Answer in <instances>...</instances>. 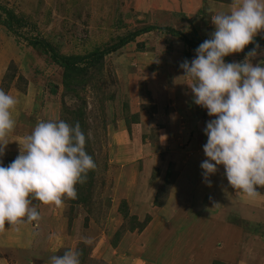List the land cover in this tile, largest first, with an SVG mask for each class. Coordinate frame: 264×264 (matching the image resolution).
Masks as SVG:
<instances>
[{"label": "rangeland", "instance_id": "374dc122", "mask_svg": "<svg viewBox=\"0 0 264 264\" xmlns=\"http://www.w3.org/2000/svg\"><path fill=\"white\" fill-rule=\"evenodd\" d=\"M154 1L0 0L24 23L22 27L16 25L18 33L0 23V89L18 100L12 110L15 129L8 136L10 142L0 162L6 167L19 155V142L22 144L41 120L62 116L69 122L85 120L90 123L88 135L93 138L98 134L91 155L97 160V168L92 171L96 183L86 197L82 196L88 204H81L78 197L74 202L65 200L64 206L55 210L34 202L39 212L50 217L54 229H49L52 244L40 247L51 252L40 254L45 260L69 248H87L84 264H210L214 259L230 264H264V190L257 189L260 195L247 201L242 193L233 195L235 189L215 174L212 181L218 180L222 188L206 202L195 206L193 201L190 211L183 208L188 201L181 203L179 199L184 192H176L173 187H177L174 183L182 169L188 177L183 184L197 179L192 168L196 163L201 165L202 160L196 156L200 157V151L205 156L203 146L207 142L200 145V132L206 120L214 119L199 112L200 106L195 103L192 108L196 113L187 114V109L191 111L189 99H194L180 78L179 70L183 69L179 65L196 56L195 50L191 53L190 47L172 34L158 30L142 33L107 54L100 65L91 67L84 76L85 84L74 81L75 90H66L63 69L43 49L29 43V38L42 36L62 54L106 48L129 31L148 24L165 26L162 21L178 7L162 5L166 14L158 16L154 4H161ZM193 6L189 11L194 13L197 10ZM206 7L201 15L189 13L193 22L178 20L175 29L188 35L197 33L201 42L209 39L215 28L210 12H227L231 6ZM5 17L0 8V20ZM253 48L245 47L243 52L224 59L243 62ZM257 53L252 59L254 65L264 61V45ZM135 115L140 122H133ZM220 167L225 173L223 165ZM199 169V178H203V169ZM166 176L174 180L169 189V195L174 196H168L164 206H155L154 197L164 188ZM83 187L90 184L86 182ZM230 212L240 223L228 221ZM147 215L150 222L139 229L136 219L145 220ZM157 215L159 219L152 227ZM40 223L41 228L48 227L42 220ZM144 232L146 238L153 237V243L147 239L142 249L136 244L142 241ZM82 237H91L94 243L85 246ZM164 242L172 248L167 254L173 253L172 259H165V252L161 257L155 252L163 249ZM9 245L7 241L3 250L8 248L10 254L33 251Z\"/></svg>", "mask_w": 264, "mask_h": 264}, {"label": "clouds", "instance_id": "9594fccd", "mask_svg": "<svg viewBox=\"0 0 264 264\" xmlns=\"http://www.w3.org/2000/svg\"><path fill=\"white\" fill-rule=\"evenodd\" d=\"M215 26L211 37L196 49V56L180 63L184 83L194 103L207 109L210 117L203 130L202 176L223 165L229 185L253 199L264 187V61L253 64L257 44L243 62H226L225 57L243 52L264 32V0H232L227 12L211 14ZM18 100L0 89V157L15 129L12 110ZM19 142V141H18ZM19 155L8 166L0 162V233L6 223L15 231L42 219L34 202L62 208L65 200L78 198L76 185L87 182L97 164L86 152V136L80 123L63 119L38 121L24 137ZM85 246L94 243L82 237ZM82 250L69 248L50 258V264H81Z\"/></svg>", "mask_w": 264, "mask_h": 264}, {"label": "crops", "instance_id": "0c3cea01", "mask_svg": "<svg viewBox=\"0 0 264 264\" xmlns=\"http://www.w3.org/2000/svg\"><path fill=\"white\" fill-rule=\"evenodd\" d=\"M154 2H157V1L155 0ZM157 3L161 4L160 6H156V4H154L155 9L157 10L158 16L161 13L166 14L163 11L164 9L162 10V7H161L162 5H164V6L168 5L170 7H173V6L178 7V9H176L175 11L173 10L172 14L170 13L171 17L166 18V19H164V21H162L163 25L171 26L174 28H176L175 25L177 24L178 20L192 21L193 22L194 20H193V18H190L189 15H191V14H189V13L195 14L196 12H199V15H201L205 9L207 10L209 8L206 6L215 5V4L216 5L229 4L232 7V0H166V1L159 0ZM192 4L195 5V6H193L194 10H197L194 13L189 11V7L192 8L191 7ZM185 5H187V6H185ZM181 7H183V8L181 9ZM212 11H213V13H217L214 10H212ZM168 12H169V9L167 10V14H168ZM209 15L211 16V12ZM178 16H179V19H178ZM162 18H164V17H162ZM200 19L202 21V18H200ZM157 25H160V24H157ZM155 31H157V30H155ZM263 33L264 32H261V34H263ZM195 34H197V33H195ZM195 34H193V35L190 34L189 36H194ZM165 35H168V34L166 33ZM188 47H190V46L188 45ZM189 51H191V53H193L194 49L190 47ZM194 57L195 56H191L189 60L191 61ZM179 72L183 75V70L182 71L179 70ZM180 78L182 79V81H186L185 77H180ZM168 79L171 80L172 77H168ZM174 79H176V78H174ZM186 86H187V84H186ZM187 92L192 94L191 89L188 86H187ZM193 101L194 100L189 99L188 104H190L189 106L191 107V111H188L189 109H187V114H188V112L196 113V111H194V109L192 108V103H194ZM199 112H202V114H204V116L209 117L207 114V109L202 108L201 106L199 108ZM211 118L215 119V117H211ZM209 120L210 119H208L204 122V126L202 127V132H200V133H202V135L200 134V136H201V144L200 145H203L204 140L207 141V136H205V133L203 130L205 129L206 124ZM200 153H203V152L200 151ZM200 153H199L200 157L196 156V158H200L202 161H204L205 158L207 159V157L201 156ZM197 165H198V163H196L195 167L192 168L194 171V174H195V175L194 174L193 175L196 176L197 179L195 178L194 181L191 180L192 182L186 181V182H188L187 186L184 185L186 182L184 184H183V182L188 177L185 176V174H184L185 172H183L184 169H182L181 175L179 176V178L174 183V185H177V187L173 186L174 188L177 189L176 192H184V195L181 194L180 197L179 196L178 197L181 200V203H183V201H185V200L188 201L186 206L183 205V208H186L190 211H192V208H193V206L191 207L193 201H194L195 206H197L199 203H202V201L206 202L207 199L209 200L210 198H212V196L214 195V192H217L216 190H220L222 188V186L219 184L218 180L212 181L215 174H220L222 179H224V181L226 182V185L227 184L229 185L225 173L221 172V167H220L221 165H219L218 171L208 178L211 181L210 185L207 182H205L204 177L199 178L198 172H201V169H199L200 166H197ZM186 172L188 173L189 170H186ZM256 188L264 190V187L256 186ZM170 189H171V187H170ZM235 193H236V191H234L233 195H235ZM168 196H169V198H173L174 195H172V196L168 195ZM240 196H242V194ZM196 198H199V200L198 201L194 200ZM167 199L165 201V204L167 203ZM244 199L247 201L253 200V199H250L246 196ZM178 203L179 202H177L178 207H176V208L180 209L182 206H179ZM220 206L222 207V205H220ZM55 210H57V208ZM39 213L42 216L41 220L47 224V226H48L47 228H41L40 222L38 225H36V223L33 222L32 224H24V225L20 226V231L17 232L14 229L10 228V225H8L6 223L5 231L3 233H0V264H50V258L52 256H47L46 257L47 260H45V258L40 256V254L41 253L50 254L51 252L48 250L44 251V249L40 248V247L41 246H49L50 244H52L51 236L49 237V232H50L49 229L52 230V232L54 229L52 228V226L50 224V220H49L50 217L44 216V213L42 211ZM56 215L57 214H52L51 217H56ZM157 219H159L158 215L156 216L154 223L152 222L153 223L152 227L154 226ZM187 222L188 221H186L185 223H187ZM30 225H31V227H29ZM150 229H151V224H150ZM32 230H34V231H32ZM145 232H144L143 236H141L144 245L141 246L142 241L141 242L138 241V243L136 244V247L139 246V247H142V249H143V247L146 245L145 241L147 239H148L149 243H151V244L153 243L152 242L153 237L149 236L146 238ZM157 234L158 233H155V236ZM34 239H35V241H34ZM37 239H38V242H36ZM7 241L10 242L9 246H19L20 248L17 250H20L21 247H24L27 250V252H29L30 250H33V251H30V254L29 253L27 254L26 252L23 254H19V251H17L16 253L10 254L7 246H6L7 249L3 250L5 248L4 245H5V243H7ZM148 248H151V247H148ZM148 248H146V249H148ZM38 254H39V257L37 256ZM51 255H53V254H51ZM145 264H146V262H145Z\"/></svg>", "mask_w": 264, "mask_h": 264}, {"label": "trees", "instance_id": "16d2710c", "mask_svg": "<svg viewBox=\"0 0 264 264\" xmlns=\"http://www.w3.org/2000/svg\"><path fill=\"white\" fill-rule=\"evenodd\" d=\"M0 8L3 10L4 13H6V17L1 19L0 23L3 24L8 30H10L14 33H18V30L16 29V25H17V27H22L24 25L23 21L17 15H15L14 12L12 10H10L9 8H6L5 6H3L1 4H0ZM154 30L162 31V32L167 33V34H172L173 36L180 38L182 41L185 42V44L189 45L194 50L202 43L200 37L197 34H195L194 36H189V35L181 32L180 30L175 29L174 27L157 26L154 24H148L147 26H144L140 29H137L134 31H129V32H127V34L119 36L118 40L115 41L110 46H107L106 48H103V49L96 48L93 51H90L86 54H62V53L58 52V50L54 47V45L49 40H47L46 38H44L42 36H36L34 38L33 37L29 38V43L31 46H33L35 48L43 49L47 54H49L51 56V59L63 69V82H64V85L66 87V90H71V89L75 90V86L72 88V84L74 83V81L76 83L85 84L86 82L84 80V76L86 74H88L89 69L91 67H95L97 65H100L101 62L103 61L104 57L107 54H110L114 51H117V50L121 49L122 47H124L125 45L135 41L136 38L139 35H141L142 33H147V32L154 31ZM257 44L259 46L264 45V33L257 35L255 37L254 43L247 45V47H256ZM82 76H83V78H82ZM78 81H80V82H78ZM137 117H138V115L134 116L133 122H140V120ZM135 118H136V120H135ZM62 119L67 120V123H69L70 125H74L77 121L80 123L83 130L85 131V136H86L85 149H86V151H88L89 155H93L94 150H93L92 146L95 144V142H96L95 138L98 136V134L94 133L93 138H91V136L88 135L87 130L89 128L90 123L85 122V120L81 121L79 119L74 120L72 122L70 120V122H69L68 121L69 118L64 117V116H62ZM96 158H97V156H96ZM96 164H97V160H96ZM93 174H92V171H90L88 173L87 182L90 184L89 188L83 187V185L85 183L82 185L77 184L78 185V188H77L78 197L80 199H82V200H79L81 202V204H85V203H86V205L88 204L87 203L88 200L86 198L85 199L82 198V196L84 195V197H86L85 193L87 192V190L90 191L92 189V187L95 186L96 182L93 179ZM173 183H174L173 178L166 176L165 182H164V188H162L159 192H157V194L154 197L153 203L155 206H161V207L164 206V204H165L164 202L166 201V199L168 198V195H169L170 186ZM70 202H74V200H71ZM125 216H127V214H125ZM227 219L229 222L240 223V219L238 217H236L234 214H232V212H230L228 214ZM150 220H151V216L147 215L145 220H140L137 218L136 224L139 225V229H143V228H145V226H147V224H148V222H150ZM133 229H135V228H133ZM121 232H123V231H121ZM118 235H119L118 236V238H119L120 234H118ZM115 241L116 240H114L113 242L115 243ZM114 245H117V242ZM162 248L163 249H160V252L156 250L155 251L156 254L157 255L159 254V256L161 257L164 255V252H165V259H172L171 258L172 254H173L172 252H171L172 254L167 255L168 253H170L168 250L170 249V251H171L172 248L169 245H167L166 242L163 243ZM80 250H82V252H83V255L81 257V264H84L85 260L87 261V258H88V249L86 248V249H80ZM155 258H156V256H155ZM165 259H162L161 261H163ZM210 264H230V263H227L226 261L225 262L221 261L219 259H214L212 262L210 261Z\"/></svg>", "mask_w": 264, "mask_h": 264}]
</instances>
